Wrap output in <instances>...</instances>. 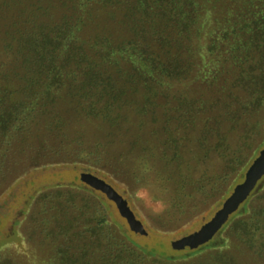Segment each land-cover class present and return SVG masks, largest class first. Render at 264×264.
I'll return each mask as SVG.
<instances>
[{
  "label": "rangeland",
  "instance_id": "rangeland-1",
  "mask_svg": "<svg viewBox=\"0 0 264 264\" xmlns=\"http://www.w3.org/2000/svg\"><path fill=\"white\" fill-rule=\"evenodd\" d=\"M101 1L0 0V106L21 105L0 121V264H264V240L237 223L264 218V178L245 208L210 231L264 148V99L254 109L253 98L232 86L234 45L264 13V0H198L199 40L209 43L205 78H158L150 83L159 92L144 78L128 82L135 67H147L113 51L130 33L121 11ZM65 15L76 25L73 36L107 61L124 89L112 111L73 91L74 78L55 87L50 102L42 83L26 89L19 78L23 35ZM86 172L121 189L148 233L132 230Z\"/></svg>",
  "mask_w": 264,
  "mask_h": 264
},
{
  "label": "trees",
  "instance_id": "trees-1",
  "mask_svg": "<svg viewBox=\"0 0 264 264\" xmlns=\"http://www.w3.org/2000/svg\"><path fill=\"white\" fill-rule=\"evenodd\" d=\"M101 2L103 7H113L121 11V21L128 27L130 33L129 37L115 42L113 51L136 55L147 67L146 71L145 69L141 71L142 67H135L133 74L128 75L129 83L134 84L144 78L149 91L155 89L159 92L160 88L150 83L157 81L158 78L176 81L188 76L198 80L205 78L204 57L209 49V43L199 40L202 27L199 23L201 5L198 0H102ZM258 14L248 25V31L238 39L232 51V59L236 66L232 86L246 91L253 98L254 109L264 99V13ZM75 28L71 15H65L62 21L40 24L24 34L20 51L23 74L20 73L19 78L25 81L26 89L30 88L31 83H36L32 81L34 79L42 83V86H45L42 92L46 93V102L54 100L55 87L74 78L71 87L73 91H81L85 96L98 97L97 100L101 101L103 111H112L117 103L113 99L117 98L119 92H124V89L114 82L107 61L94 57L95 51L89 49L78 37L73 36ZM219 44L223 45V42ZM160 87L164 90L163 85ZM191 92L192 89H189L187 94ZM187 94H180L178 99L185 100ZM19 106L21 105L0 106V109L3 108V111H0V121L15 115ZM95 110V113L99 114V110ZM258 191H254L246 201L254 197ZM103 201L105 200L101 197V202ZM241 206L245 208L246 204H241L239 207ZM103 222H108L106 217L102 218L99 226ZM237 223L243 224L251 234L254 230V237L258 234L264 240V218L253 219L250 223L246 219H237ZM125 236L127 240H132L126 231ZM223 256V253H218L217 259L224 260Z\"/></svg>",
  "mask_w": 264,
  "mask_h": 264
},
{
  "label": "water",
  "instance_id": "water-1",
  "mask_svg": "<svg viewBox=\"0 0 264 264\" xmlns=\"http://www.w3.org/2000/svg\"><path fill=\"white\" fill-rule=\"evenodd\" d=\"M85 179L90 187L103 194L108 199L114 201L126 218L132 230L138 234H147L148 226L145 221L138 219L134 211L130 208L126 194L119 189L113 182L102 179L93 173L86 172ZM264 178V148L253 160L249 167L240 175L234 185L226 195L227 208L218 211L216 221L210 227L214 231L218 224L226 219L228 214L243 204L248 197L255 191L261 180Z\"/></svg>",
  "mask_w": 264,
  "mask_h": 264
},
{
  "label": "clouds",
  "instance_id": "clouds-1",
  "mask_svg": "<svg viewBox=\"0 0 264 264\" xmlns=\"http://www.w3.org/2000/svg\"><path fill=\"white\" fill-rule=\"evenodd\" d=\"M138 195L141 197V198H144L146 196V193H144L143 191L139 192ZM163 205L160 204L158 205V207L156 209H154L155 211H163Z\"/></svg>",
  "mask_w": 264,
  "mask_h": 264
}]
</instances>
